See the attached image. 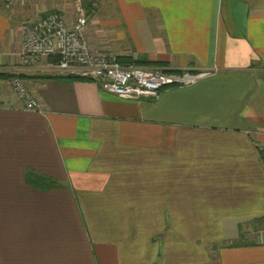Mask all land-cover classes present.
Here are the masks:
<instances>
[{
	"label": "crops",
	"instance_id": "obj_1",
	"mask_svg": "<svg viewBox=\"0 0 264 264\" xmlns=\"http://www.w3.org/2000/svg\"><path fill=\"white\" fill-rule=\"evenodd\" d=\"M89 1L93 48L216 71L121 100L51 60L21 64L18 25L52 5L0 0V264H264V0Z\"/></svg>",
	"mask_w": 264,
	"mask_h": 264
},
{
	"label": "built area",
	"instance_id": "obj_2",
	"mask_svg": "<svg viewBox=\"0 0 264 264\" xmlns=\"http://www.w3.org/2000/svg\"><path fill=\"white\" fill-rule=\"evenodd\" d=\"M8 8L14 0H4ZM83 0H61L69 10L57 8L41 17L26 19L18 27L19 49L16 57L21 64L35 59L53 60V66L63 76L95 83L101 91L126 101H153L165 87H186L209 77L215 69H202L193 73L179 71L165 73L159 66L142 67L122 65L117 55L93 48L84 37L88 17L95 4L86 10ZM8 86L20 106L30 112H41L40 103L17 77L8 80ZM257 151L264 155V143ZM257 245L264 244V234H256Z\"/></svg>",
	"mask_w": 264,
	"mask_h": 264
},
{
	"label": "trees",
	"instance_id": "obj_3",
	"mask_svg": "<svg viewBox=\"0 0 264 264\" xmlns=\"http://www.w3.org/2000/svg\"><path fill=\"white\" fill-rule=\"evenodd\" d=\"M93 4L91 3L89 0H83L82 2V6L83 8H85L86 10H88L90 8V5ZM117 60L120 64L122 65H128V64H133L136 66H143V65H150V66H161L164 63H158V62H148V61H142V60H132L128 57H117ZM52 62H54L53 60H51ZM165 73H178L179 71H174V70H168L165 69L164 70ZM5 75L0 74V78H4ZM65 78H69V79H79V78H75V77H70V76H64ZM81 80V79H80ZM24 181L26 182L27 185L31 186V187H35L38 189H48L50 187H53L55 185L54 182L49 181L48 179L35 175L34 173H26L24 175Z\"/></svg>",
	"mask_w": 264,
	"mask_h": 264
},
{
	"label": "rangeland",
	"instance_id": "obj_4",
	"mask_svg": "<svg viewBox=\"0 0 264 264\" xmlns=\"http://www.w3.org/2000/svg\"><path fill=\"white\" fill-rule=\"evenodd\" d=\"M2 1H4V0H2ZM39 1V0H38ZM45 1V0H44ZM47 2H49L52 6V10H54V9H57V8H64V9H66V10H69L70 9V6H67V5H62L61 4V0H46ZM19 3H21V2H17V3H15L14 4V7H16V8H18L19 10H21V11H24V5H22V4H19ZM36 4H38V3H36ZM36 4H34V5H36ZM10 7L11 6H9L8 7V10L10 9ZM95 7H96V5H95ZM30 16H33L32 14H30L28 17H30ZM88 19H89V17H88ZM197 210V213L195 214V216H197V218L198 217H200V213L198 214V212L200 211L201 213H202V211L204 212L205 211V209H196ZM198 214V215H197ZM193 217V216H192ZM205 217V215H204V213L201 215V219H203ZM194 223L195 222H193V218H192V221H190L188 224L189 225H191V226H193L194 225ZM194 233H196V230H193V229H191V230H187L185 233H184V231H182V234H181V238L182 239H185V243L187 242L186 240L188 239V238H190L191 236H192V234H194ZM190 239H192V238H190Z\"/></svg>",
	"mask_w": 264,
	"mask_h": 264
}]
</instances>
